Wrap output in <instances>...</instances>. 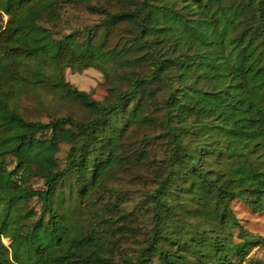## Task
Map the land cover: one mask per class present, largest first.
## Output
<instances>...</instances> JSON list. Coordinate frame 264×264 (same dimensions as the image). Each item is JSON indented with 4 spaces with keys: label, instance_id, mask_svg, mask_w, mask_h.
Listing matches in <instances>:
<instances>
[{
    "label": "trees",
    "instance_id": "16d2710c",
    "mask_svg": "<svg viewBox=\"0 0 264 264\" xmlns=\"http://www.w3.org/2000/svg\"><path fill=\"white\" fill-rule=\"evenodd\" d=\"M69 4L102 18L56 38ZM119 25L127 34L110 46ZM88 68L109 83L103 100L64 77L66 69ZM44 85L78 102L87 118H24L20 96ZM154 110L167 148L147 195L153 225L137 258L117 261L116 244L115 252L104 250L113 233L107 219L85 230L79 211L114 168L135 163L124 140L129 129L150 124ZM206 136L210 143L184 140ZM145 151L134 152L137 163ZM263 155L264 0H0V264H149L155 255L163 264H205L180 251L193 230L178 212L184 192L218 231L235 227L241 236L222 240L200 228L190 243L213 246L216 264H243L264 237L241 231L231 203L264 211V166L254 162ZM209 157L222 170L206 168ZM32 178L43 188H33ZM33 199L39 211L27 206Z\"/></svg>",
    "mask_w": 264,
    "mask_h": 264
},
{
    "label": "rangeland",
    "instance_id": "374dc122",
    "mask_svg": "<svg viewBox=\"0 0 264 264\" xmlns=\"http://www.w3.org/2000/svg\"><path fill=\"white\" fill-rule=\"evenodd\" d=\"M61 23L55 29L58 30L56 38L62 34L69 33L72 28L82 29L100 22L102 16L98 14L89 13L84 7L79 5H66L60 11ZM127 34L126 26H116L111 30V35L107 40V44L112 46L122 36ZM100 35V30L98 31ZM82 41L84 35L78 36ZM99 39V38H98ZM65 79L79 90L86 91L96 100H103L109 89V83L104 75L97 69L88 68L81 72H72L70 69L64 71ZM18 109L24 118L29 120H39L46 122L52 117L71 115L77 119L87 118V114L81 105L64 95L58 90L51 88L48 85L37 86L29 91H25L19 99ZM152 122L147 124L143 129H129L126 135L125 148L129 160L135 163H127L124 167L114 168L107 177L105 184L96 188L90 197L82 201L80 209V220H78L84 229L88 228L90 221L97 222L102 218H106L107 227L112 235H109L107 242H105L104 250L107 254L115 252L112 248V243L118 247V254H113L114 259L122 261V257L134 261L140 251V248L146 245V236L149 234L152 223L151 203L147 199V195L156 187V168L161 165V161L165 157L167 148L166 139L160 137L161 126V111L154 110L150 115ZM185 142L188 144H198L201 142L210 143L212 138L209 136L189 138L185 137ZM145 149L147 159L143 162L135 161V153L138 149ZM67 145H61V150L57 157L59 165L63 167L64 159L67 153ZM264 156V155H263ZM252 157H257L253 155ZM264 166V157H259L254 161ZM136 164V165H135ZM13 165L12 160L8 159V168ZM206 168L221 169L216 163L215 157H209L204 160ZM30 184L35 189L43 188L40 179L32 178ZM63 187V186H62ZM67 185H64L66 191ZM183 201L178 206V212L181 218L184 219L186 226L193 227V230L204 228L208 235L214 237L217 234L224 238H231L232 241L238 242L240 239V231L233 227L223 228L218 231L214 223H210L203 215L198 214L194 210V204L188 201L186 192L182 193ZM175 200L174 195H170L169 203ZM73 199L72 204H75ZM28 207L39 211L40 202L33 199L28 202ZM231 207L240 224L241 231L249 232L253 236L264 237V211L256 213L252 211L241 200H234ZM184 211H190L185 214ZM126 219L124 220L123 218ZM124 224V225H122ZM120 228L121 231H117ZM190 230L182 242L187 245L181 246L180 251L190 261H202L205 264H216L214 257L216 255L213 246H203L191 244L189 236L199 238L195 231ZM231 234V236H230ZM7 244V240H2ZM164 248H174L176 246L169 245L165 241H160ZM203 254V255H202ZM256 260L264 261V247L259 246L254 248L250 255L245 259L243 264H254ZM235 257L232 256V262ZM149 264H163L158 256H153Z\"/></svg>",
    "mask_w": 264,
    "mask_h": 264
}]
</instances>
